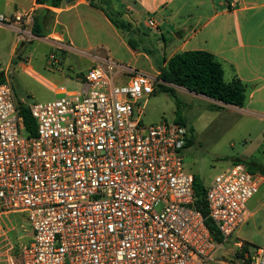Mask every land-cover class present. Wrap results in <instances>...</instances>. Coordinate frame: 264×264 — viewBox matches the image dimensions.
<instances>
[{
  "label": "built area",
  "instance_id": "built-area-1",
  "mask_svg": "<svg viewBox=\"0 0 264 264\" xmlns=\"http://www.w3.org/2000/svg\"><path fill=\"white\" fill-rule=\"evenodd\" d=\"M33 24V10L0 15V26H19V43L34 38ZM84 78L87 90L63 89L28 106L33 136L11 82H0V215L25 214L32 233L1 264H264V248L225 249L247 221L257 175L243 163L217 175L207 186L205 217L182 154L190 129L144 125L141 108L134 116L157 78L110 61ZM221 251L229 263L217 257Z\"/></svg>",
  "mask_w": 264,
  "mask_h": 264
},
{
  "label": "crops",
  "instance_id": "crops-1",
  "mask_svg": "<svg viewBox=\"0 0 264 264\" xmlns=\"http://www.w3.org/2000/svg\"><path fill=\"white\" fill-rule=\"evenodd\" d=\"M66 1L55 8L40 5L37 0H0V15L13 16L16 12L33 10L37 31L43 30L46 34L38 37H56L49 39L55 46L73 49L80 44L83 51H92L89 70L106 66L110 61L120 69L157 78L160 68L175 54L206 51L222 64L225 81L239 79L245 85L247 99L242 108L264 123V0H109V12L118 23L126 25L125 29L117 28L106 12L87 0ZM150 20L155 22V27L149 26ZM0 28L17 32L19 26ZM20 46L17 39L11 51L12 64L19 56ZM27 56L23 46L17 59L21 65L23 60H28ZM44 67L51 75L56 74L50 61ZM85 74L71 76V81L82 86L79 90L88 89ZM38 76L49 86L53 99L63 89L79 91L67 87L70 76L63 71L62 83ZM235 163L245 164L257 175L260 185L247 202V221L225 249L241 243L253 253L256 248H264V150L257 162L238 160ZM21 215H0V264L10 248L16 250L31 241V230ZM230 260L231 255L227 253L221 261L229 263Z\"/></svg>",
  "mask_w": 264,
  "mask_h": 264
},
{
  "label": "rangeland",
  "instance_id": "rangeland-1",
  "mask_svg": "<svg viewBox=\"0 0 264 264\" xmlns=\"http://www.w3.org/2000/svg\"><path fill=\"white\" fill-rule=\"evenodd\" d=\"M98 5L103 6L100 3ZM32 27L34 28V24ZM38 34L45 33L41 30ZM17 36L15 31L0 28V78L11 82L17 103L28 107L34 103L55 99L49 86L43 83L38 74L60 82L63 71L70 76L67 77L70 79L67 83L70 90L82 88L71 81V76H82L88 72L92 66L89 57L92 51H83L80 44L73 49L55 46L49 39L54 40L56 37L45 39L34 34L30 42H20L22 46L18 48L19 56L12 64L11 51ZM23 46L28 60H23L21 65L17 59ZM47 61L51 62L56 74L51 75L49 70L45 69ZM119 78L124 80L127 77L120 75ZM116 82L117 85L122 83L118 81V77ZM160 83L156 79L155 92L147 99L139 101L135 106L134 116L139 118L138 109L141 108V123L144 125L173 123L178 118L186 121L187 127L193 130L190 131V144L182 150L187 173L197 176L205 186H209L217 175L231 168L234 162H257L261 159L264 150V123L251 117L245 108L226 106L185 88L172 86L175 98L160 91ZM21 216L25 218V214ZM221 254L225 256L223 252ZM217 257L224 258L219 254Z\"/></svg>",
  "mask_w": 264,
  "mask_h": 264
},
{
  "label": "trees",
  "instance_id": "trees-1",
  "mask_svg": "<svg viewBox=\"0 0 264 264\" xmlns=\"http://www.w3.org/2000/svg\"><path fill=\"white\" fill-rule=\"evenodd\" d=\"M64 1L65 0H37V3L56 8L61 6ZM89 2L92 6L100 8L106 12L108 18L117 28H126V25L118 23L109 12L107 8L110 2L109 0H89ZM98 3L103 6L100 7ZM33 33L40 36L35 24ZM157 79L161 82L159 85L160 91L166 92L173 97H175V92L172 86H177L185 88L186 90L194 92L198 95L221 102L226 106L242 108L247 99L245 85L239 79H234L230 82L225 81L222 64L214 55L202 50H191L175 54L166 61V65L164 67L160 68ZM3 81L4 79L0 78V82ZM214 106L223 107L222 105ZM18 107L24 118L26 134L29 136L35 135L36 120L31 115L29 108L23 106L22 103H18ZM176 122L187 126L186 121L181 118H178ZM190 131L193 130L190 128ZM190 142L191 140H188L187 145L190 144ZM194 190L195 207L200 210L205 217H207V186H205L195 175ZM207 224L210 230L215 232V227L212 225L210 220H207ZM214 236L216 240L221 241L218 233H214Z\"/></svg>",
  "mask_w": 264,
  "mask_h": 264
},
{
  "label": "water",
  "instance_id": "water-1",
  "mask_svg": "<svg viewBox=\"0 0 264 264\" xmlns=\"http://www.w3.org/2000/svg\"><path fill=\"white\" fill-rule=\"evenodd\" d=\"M74 1H76V0H67L66 2H67V3H72V2H74ZM87 1H89V0H87Z\"/></svg>",
  "mask_w": 264,
  "mask_h": 264
}]
</instances>
